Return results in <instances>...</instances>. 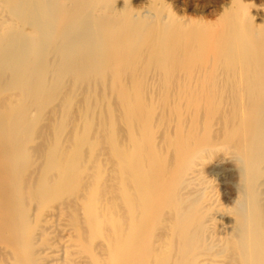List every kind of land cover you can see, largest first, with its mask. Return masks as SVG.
Here are the masks:
<instances>
[{"label": "bare ground", "instance_id": "1", "mask_svg": "<svg viewBox=\"0 0 264 264\" xmlns=\"http://www.w3.org/2000/svg\"><path fill=\"white\" fill-rule=\"evenodd\" d=\"M0 264H264V0H0Z\"/></svg>", "mask_w": 264, "mask_h": 264}, {"label": "rangeland", "instance_id": "2", "mask_svg": "<svg viewBox=\"0 0 264 264\" xmlns=\"http://www.w3.org/2000/svg\"><path fill=\"white\" fill-rule=\"evenodd\" d=\"M209 1H212V0H209ZM188 13L190 15H193V12L191 11H189ZM226 159L222 157L214 159L210 161L207 168H209L208 170L210 171L209 173L211 174V178L212 180H214L217 193H219V199H221L224 206L230 207L231 204L226 199L228 198V192L230 191L229 190L230 186L232 187V185L234 184L236 180L231 179V177L228 176L230 174L231 175L234 174L235 171L233 168L234 167L233 163L230 160L228 159L226 160ZM231 197L232 199L234 198L232 194H231ZM230 217H231L230 215H228L227 218L226 216L224 217V215H219L218 220H219L220 230L229 231L231 227Z\"/></svg>", "mask_w": 264, "mask_h": 264}]
</instances>
